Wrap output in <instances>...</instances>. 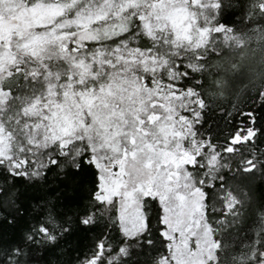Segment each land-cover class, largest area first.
<instances>
[{
  "label": "snow or ice",
  "instance_id": "snow-or-ice-1",
  "mask_svg": "<svg viewBox=\"0 0 264 264\" xmlns=\"http://www.w3.org/2000/svg\"><path fill=\"white\" fill-rule=\"evenodd\" d=\"M0 264H264V0H0Z\"/></svg>",
  "mask_w": 264,
  "mask_h": 264
}]
</instances>
